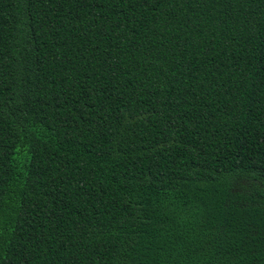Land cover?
Masks as SVG:
<instances>
[{
	"label": "trees",
	"instance_id": "trees-1",
	"mask_svg": "<svg viewBox=\"0 0 264 264\" xmlns=\"http://www.w3.org/2000/svg\"><path fill=\"white\" fill-rule=\"evenodd\" d=\"M0 264H264V0H0Z\"/></svg>",
	"mask_w": 264,
	"mask_h": 264
}]
</instances>
